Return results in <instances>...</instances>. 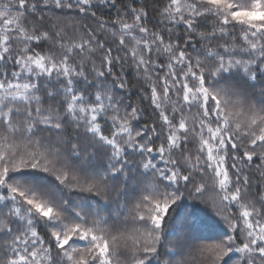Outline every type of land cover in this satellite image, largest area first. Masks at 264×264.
<instances>
[{
	"label": "snow or ice",
	"instance_id": "obj_1",
	"mask_svg": "<svg viewBox=\"0 0 264 264\" xmlns=\"http://www.w3.org/2000/svg\"><path fill=\"white\" fill-rule=\"evenodd\" d=\"M258 77L264 0H0V264H264Z\"/></svg>",
	"mask_w": 264,
	"mask_h": 264
},
{
	"label": "trees",
	"instance_id": "obj_2",
	"mask_svg": "<svg viewBox=\"0 0 264 264\" xmlns=\"http://www.w3.org/2000/svg\"><path fill=\"white\" fill-rule=\"evenodd\" d=\"M260 83H264V80H261L258 77V83L255 85H252L253 89L258 90ZM54 102V100H53ZM45 107H47V101L45 103ZM72 133V129L71 127L68 128V134L71 135ZM79 139H80V143H81V147H82V153H89V152H95V156L93 157H89L87 159L86 162L81 164L82 167V171H84L85 173H89V172H102L104 171V169L106 168V164H107V160H106V153L104 151L103 148L96 146L93 142L91 137L86 136L85 134L81 133L79 135ZM133 157L130 156V159H132ZM71 163L73 164H80L81 163V158H77V157H72L71 158ZM129 174H130V178H131V174L134 171V167L132 165H129ZM119 182V181H117ZM191 204V202H189ZM201 208L202 211L205 212V214H207V211L203 208V206H199ZM209 235V233H196L193 232L192 233V238L193 239H199L200 236H207ZM179 258V257H177Z\"/></svg>",
	"mask_w": 264,
	"mask_h": 264
},
{
	"label": "rangeland",
	"instance_id": "obj_3",
	"mask_svg": "<svg viewBox=\"0 0 264 264\" xmlns=\"http://www.w3.org/2000/svg\"><path fill=\"white\" fill-rule=\"evenodd\" d=\"M207 215H209V216L211 215L210 211H207Z\"/></svg>",
	"mask_w": 264,
	"mask_h": 264
}]
</instances>
